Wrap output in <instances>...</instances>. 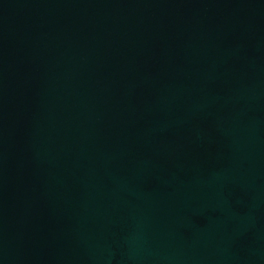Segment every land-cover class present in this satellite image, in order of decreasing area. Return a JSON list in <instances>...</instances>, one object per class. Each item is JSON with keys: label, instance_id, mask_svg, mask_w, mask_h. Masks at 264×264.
<instances>
[{"label": "water", "instance_id": "obj_1", "mask_svg": "<svg viewBox=\"0 0 264 264\" xmlns=\"http://www.w3.org/2000/svg\"><path fill=\"white\" fill-rule=\"evenodd\" d=\"M0 264H264V0H0Z\"/></svg>", "mask_w": 264, "mask_h": 264}]
</instances>
